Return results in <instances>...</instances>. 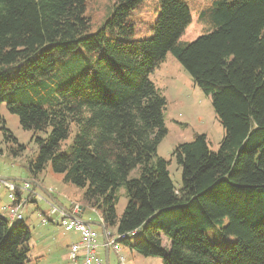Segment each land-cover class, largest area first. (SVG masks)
Listing matches in <instances>:
<instances>
[{"label":"trees","instance_id":"trees-1","mask_svg":"<svg viewBox=\"0 0 264 264\" xmlns=\"http://www.w3.org/2000/svg\"><path fill=\"white\" fill-rule=\"evenodd\" d=\"M144 1L115 0L103 28L91 33L88 0H0V107L7 103L33 132L30 179L38 186L50 165L83 191L79 218L91 210L103 230L137 231L135 244L122 245L141 256L164 264H264V0H212L200 16L206 33L190 43L181 41L192 23L185 0H158V19L144 28L150 37L136 40L131 16ZM74 54L63 68L68 80L57 79L58 64ZM169 54L211 98L224 131L216 152L206 135L175 148L180 188L170 162L158 156L167 101L151 80ZM0 123L12 153L26 150L1 114ZM123 187L128 203L119 216ZM51 211L39 214L42 224L57 215L56 224L79 240ZM211 226L222 243H234L210 241ZM31 239L23 220L0 214V264H29Z\"/></svg>","mask_w":264,"mask_h":264},{"label":"rangeland","instance_id":"rangeland-1","mask_svg":"<svg viewBox=\"0 0 264 264\" xmlns=\"http://www.w3.org/2000/svg\"><path fill=\"white\" fill-rule=\"evenodd\" d=\"M185 1L188 3L191 11L192 23L181 38V41L190 43L206 33L209 24L204 22L200 16L212 0ZM114 3L115 0H88L87 16L91 19V33H96L103 28L107 19L114 11ZM158 11V0H147L140 4L137 10L133 12L131 20L136 27V40H144L150 37V34L144 28L146 25L156 22L159 15ZM75 56H78V54H74L72 58H68L66 61H61L58 64L57 79L68 80L70 76L64 72L63 68ZM151 80L167 101L164 119L168 134L158 147V156L170 162L168 168L170 177L175 187L180 188L182 177L181 169L173 157L175 148L180 144L192 141L195 135H206L210 149L216 152L223 139L224 131L214 112L211 98L206 97L194 85L191 76L172 55L169 54L167 56L166 61L153 73ZM0 114L5 122V128L9 130L12 137L20 145L26 147V150L22 153L17 156L14 155L11 149L15 148V144L13 141L8 142L6 140L5 133L2 130L4 126L0 123V177L9 180L12 178L20 179L19 181H10L17 185H23L24 182L22 180H29L33 176L29 171V164L37 158L38 147L33 140V132L23 129L19 117L8 110L7 103L1 105ZM137 176L138 170L131 174L132 178ZM38 178L41 181H46L47 186L68 187L64 189L67 197H61L62 203L69 206L71 205V201H76L82 207L83 191L71 184H66L61 175L51 171L50 165L41 174H38ZM34 187L36 190L33 195L22 191V198H25L28 194V203L21 208L23 222H25L32 233V239L29 243V247L31 248L30 259L35 258V260L31 264H69L66 261V255L68 253L67 246L68 244L71 245L74 241L76 242L78 237L65 233L56 224V221H58L57 215L49 218L47 224H42L39 214H45L47 216L52 205L44 197L42 200H39L36 194L44 196V190L35 185ZM15 194L17 197V192ZM7 195V188L0 181V197L2 198L4 196L1 201H6ZM119 198L117 214L121 216L128 203L127 193L124 187L119 190ZM5 217L8 219L7 215ZM97 217V213L87 210L84 213L83 220L88 221V218H92L93 220L89 221H96L95 218ZM93 228L98 230L97 232L100 237L103 236L99 232L103 228L96 226H93ZM205 232L210 241L222 244L223 247L234 243V238H225L226 242L222 243L220 241L221 232L217 226H211ZM140 237L141 235H138L137 238L130 237V243L135 244ZM111 252L115 253L114 251ZM122 254L127 258L129 264H164L163 259L160 257H144L136 252H132L125 246ZM116 256H112L110 264H119V257L117 258Z\"/></svg>","mask_w":264,"mask_h":264},{"label":"built area","instance_id":"built-area-1","mask_svg":"<svg viewBox=\"0 0 264 264\" xmlns=\"http://www.w3.org/2000/svg\"><path fill=\"white\" fill-rule=\"evenodd\" d=\"M1 182L7 188L8 199L12 202L11 205L2 207V212L5 216H8V220L11 223L23 220L21 208L28 203V199L21 197L20 201L17 202L15 192L20 189L23 192L31 194L33 193L32 184L25 182L22 186H18L9 180H1ZM36 195L39 200L43 199L40 195ZM51 214H60V223L65 230L74 231L80 236L78 242L72 244L69 249V264H105V259L99 255L101 248H108L110 251L112 250L118 254L119 264H129L127 258L122 254L124 248L122 243L130 240V237H135L138 234L137 231L121 235L113 230H104L105 241L104 244H100L98 242L99 234L91 225L79 218L81 214V207L79 205H73L68 213L61 212L58 207L52 205ZM47 218L44 217L43 223L47 222Z\"/></svg>","mask_w":264,"mask_h":264},{"label":"crops","instance_id":"crops-1","mask_svg":"<svg viewBox=\"0 0 264 264\" xmlns=\"http://www.w3.org/2000/svg\"><path fill=\"white\" fill-rule=\"evenodd\" d=\"M23 176V175H22ZM24 177V176H23ZM1 180H9V179H7V178H2V177H0V181ZM10 180H20V179H17V178H12V179H10ZM9 180V181H10ZM40 180V179H39ZM29 181V183H30V181H33V180H31V179H25V180H22V182H28ZM41 181V180H40ZM34 182V181H33ZM30 184H32V183H30ZM37 184H38V187H40L42 190H44V196H41V197H44L48 202H50L51 203V205H55L56 207H58L59 209H61L62 211H64V212H69L68 210H71V205L73 204V203H76V201H71V205H69V206H67V205H65V203H62L63 201H61V197L62 196H64V197H67L66 196V194H65V191H64V189H67L66 187H64V186H60V187H52V185L50 186H47V182L46 181H44V180H42L41 182H37ZM33 185V184H32ZM34 186V185H33ZM49 191H52L51 192V194L52 195H50L49 194ZM4 194V193H3ZM39 195V194H38ZM23 196V195H22ZM59 196V197H58ZM2 198H4V196H2ZM1 197H0V214L1 215H3V216H5V214L2 212V207H4V206H9V205H11L12 204V202L10 201V200H8V195H7V200L5 201H1V199H2ZM25 198H28V194H27V196H25ZM70 208V209H69ZM82 210V209H81ZM86 212V211H85ZM84 212V213H85ZM84 213H83V215H82V219H84ZM98 215V214H97ZM89 220H93L92 218H88ZM84 221V222H87V223H90V225L93 227V226H96V227H98V228H100L101 226H102V222H101V218H100V216L98 215V217L97 218H95V220L96 221ZM102 228V227H101ZM94 229V228H93ZM95 230V229H94ZM96 232L98 231V230H95ZM102 235H103V233H104V230H102V231H99ZM98 233V232H97ZM104 241H105V238H104V235L103 236H99V238H98V242H100V244H104ZM67 247H69V244H68V246ZM112 251V250H111ZM110 250H109V254H108V257H107V252H106V248H101L100 250H99V255H101V257L103 258V259H105V264H110L111 263V259H112V256H116V255H118V254H116V253H112ZM132 252H134V251H132ZM68 253H69V248H68ZM67 253V255H66V261H68V254ZM117 258H118V256H116ZM35 260V258H31L30 259V263L29 264H31L32 263V261H34ZM67 263H69V261L67 262Z\"/></svg>","mask_w":264,"mask_h":264},{"label":"water","instance_id":"water-1","mask_svg":"<svg viewBox=\"0 0 264 264\" xmlns=\"http://www.w3.org/2000/svg\"><path fill=\"white\" fill-rule=\"evenodd\" d=\"M29 182V181H28ZM30 183H32L33 185H36V183L35 182H33V181H30ZM84 222V221H83ZM106 252H107V257H108V254H109V249L108 248H106Z\"/></svg>","mask_w":264,"mask_h":264}]
</instances>
